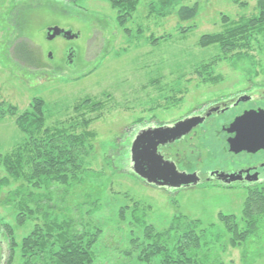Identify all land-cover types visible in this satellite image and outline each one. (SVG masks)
Instances as JSON below:
<instances>
[{
  "label": "rangeland",
  "instance_id": "obj_1",
  "mask_svg": "<svg viewBox=\"0 0 264 264\" xmlns=\"http://www.w3.org/2000/svg\"><path fill=\"white\" fill-rule=\"evenodd\" d=\"M163 1L139 0L136 12L122 19L110 0H0L5 264H40L24 240L37 230L46 235L43 229L51 222L64 225L73 237L99 233L93 264H162L164 255L147 262L142 253L158 236L169 241L165 254L177 259L180 254L173 251L189 242L190 230L200 241L197 250L187 252L200 264H264V227L234 246L221 219L234 216L240 232L248 230L245 203L252 192L264 196L263 186L168 193L129 170L131 144L147 126L171 124L210 102L264 86V34L230 52L200 44L204 36L258 15L257 0ZM195 4L194 18L178 16L181 8ZM56 26L79 37L47 40V29ZM18 43L33 50L38 65L16 61ZM40 104L44 125L30 127L41 117ZM60 136L79 146L77 167L66 183L44 165L36 173L27 158L33 147L44 153L63 145V139L53 141ZM190 148L177 145L169 153L184 157ZM15 154L26 161L14 173L5 162Z\"/></svg>",
  "mask_w": 264,
  "mask_h": 264
},
{
  "label": "trees",
  "instance_id": "obj_2",
  "mask_svg": "<svg viewBox=\"0 0 264 264\" xmlns=\"http://www.w3.org/2000/svg\"><path fill=\"white\" fill-rule=\"evenodd\" d=\"M77 1V0H75ZM113 8L119 10L121 13V18L130 17L133 15L139 4V0H110ZM164 5H170L171 0H164ZM258 15H255L249 19H243L241 22L232 25L231 28L225 30L223 33H218L214 35H206L201 39L202 47H209L211 45H219L221 49L225 52H230L236 49H240L244 43L250 44L252 39L264 34V0H257ZM198 13V6L195 4L193 7L185 6L178 11V16L182 20H189L194 18ZM23 40L24 44H27V39ZM23 43H18L13 49V56L17 62L22 63L25 66L38 65L35 58L32 55V51L29 50ZM18 46L19 50H18ZM16 51H20L18 54ZM30 55L31 60L28 61L27 56ZM37 110L41 113V117H36L32 121L30 127H41L44 125V119L42 118V104L39 105ZM63 139L61 146H55L51 152L45 151L44 153L34 148L31 152L27 151V158L29 161L33 162L34 169L37 173L38 169L44 165L45 168L52 169L51 171H57L56 175L61 178L63 183L68 180V175L72 174L71 170L77 167V160L79 155V146L77 142L73 139L67 138L66 136H60L55 138ZM52 141V140H51ZM67 141V142H66ZM69 143V145H67ZM21 150H19L20 152ZM34 152V154H33ZM18 155V153H17ZM16 154L9 156L8 159H12L10 162H5L9 172H16L21 170V164L24 163L23 157H17ZM40 160L42 163L37 161ZM41 174H48L46 171ZM29 201L37 203V200L32 196L29 197ZM243 217L248 230L240 232V229L234 220V216H224L221 215V219L227 223L228 231L231 235V244L237 246L241 244L248 235L250 234H260L264 225L262 220L264 219V196H258L256 192H252L244 208ZM232 220H234L232 222ZM68 228V227H66ZM46 231V235L43 234L42 230H37L33 237H29L24 240V248L29 249L33 252L35 259L38 257L40 264H51L48 263L51 259L52 264H93V245L99 236L96 233L94 236L86 238V235H68L69 232L65 231L64 225L51 222V224H46L43 229ZM55 231H58L55 234ZM152 229L148 232H151ZM187 233L188 243H182L177 245L173 252H176L178 257L174 259L172 255L165 254L168 251L166 247L169 241L163 242L162 236H158L155 241L147 246V249H143V254H145V261L149 262L151 259L158 257L159 255H164L162 264H200L196 257H192L188 254L187 250L190 247L195 251L199 246L200 237L198 234L190 230ZM185 236V237H187ZM187 247V248H186ZM37 250V252H36ZM188 250V251H189ZM191 251V250H190ZM41 254V255H38ZM34 258V257H33ZM50 258V259H48ZM194 258V259H193ZM33 261V259H31ZM35 261V260H34Z\"/></svg>",
  "mask_w": 264,
  "mask_h": 264
},
{
  "label": "flooded vegetation",
  "instance_id": "obj_3",
  "mask_svg": "<svg viewBox=\"0 0 264 264\" xmlns=\"http://www.w3.org/2000/svg\"><path fill=\"white\" fill-rule=\"evenodd\" d=\"M262 87L251 86L245 92H241L232 97L223 98L216 102H210L198 108L184 119L171 124L161 125L173 127L185 121H197L195 126H189L190 129L181 137L160 144L158 146V154L169 164V169H171L173 173L177 171L180 174L196 175L198 183L196 185L190 184L181 187H161L153 184H146L151 187L165 190V192L168 193L198 187L235 189L263 186L264 188V147L256 151L243 150L236 152L231 149L230 145V141L235 139L239 133L237 129L232 128V125L238 118L248 113L264 112V86ZM260 114L262 121L260 124H257V128L260 126L257 132L264 133V115L262 113ZM161 126L149 125L147 129ZM256 142L263 146L264 137H257ZM188 144L191 147V151L188 154L187 151H184V157L181 156L180 153L177 154L176 157L169 153V150L173 149L174 146ZM132 167L133 163L131 160L129 170L133 174ZM221 175L227 176V179H230V176L236 179L228 183L226 179H221ZM3 237H5L4 233L0 230V246L4 248ZM1 247L0 264H5L7 252L3 253Z\"/></svg>",
  "mask_w": 264,
  "mask_h": 264
},
{
  "label": "water",
  "instance_id": "obj_4",
  "mask_svg": "<svg viewBox=\"0 0 264 264\" xmlns=\"http://www.w3.org/2000/svg\"><path fill=\"white\" fill-rule=\"evenodd\" d=\"M64 37L67 40H74L79 37L78 33H73L71 30H64L60 27H50L47 29V40L52 41L56 37ZM73 51L70 56L72 57ZM264 115V112H260ZM260 113H248L238 118L232 125L239 131L237 137L230 141L231 149L239 152L243 150L256 151L260 149L262 144L256 142L257 137H264V133H258L262 118ZM197 121L189 120L184 123L174 125L173 127H157L148 128L140 131L131 147V160L133 163L132 171L145 183L156 186L181 187L190 184L196 185L198 178L196 175L180 174L177 171L173 173L169 169V164L164 161L163 157L158 154V146L169 141L176 140L190 129L189 126H195ZM255 126V127H254ZM247 131V132H246ZM249 131V132H248ZM246 132V133H244ZM163 163V164H162ZM221 179H226L228 183L235 181L236 178L230 176H220Z\"/></svg>",
  "mask_w": 264,
  "mask_h": 264
}]
</instances>
